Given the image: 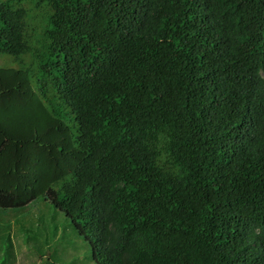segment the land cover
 <instances>
[{
    "label": "trees",
    "instance_id": "obj_1",
    "mask_svg": "<svg viewBox=\"0 0 264 264\" xmlns=\"http://www.w3.org/2000/svg\"><path fill=\"white\" fill-rule=\"evenodd\" d=\"M21 56L0 264L13 233L42 255V207L95 264H264V0H0V57Z\"/></svg>",
    "mask_w": 264,
    "mask_h": 264
},
{
    "label": "rangeland",
    "instance_id": "obj_2",
    "mask_svg": "<svg viewBox=\"0 0 264 264\" xmlns=\"http://www.w3.org/2000/svg\"><path fill=\"white\" fill-rule=\"evenodd\" d=\"M26 56L30 62V54ZM26 56L20 58L0 57V69L21 70L22 67L29 65ZM39 204L42 207V204ZM41 210L40 223L37 221L33 223V229L42 234L38 237L42 255L34 254L27 246V240H24L19 233H13L14 264H95L91 257V247L76 235L75 230L67 223L64 216L54 214L51 210L43 209V207ZM35 211L34 215L39 216ZM45 238L47 239L45 240ZM39 256L43 259H40Z\"/></svg>",
    "mask_w": 264,
    "mask_h": 264
}]
</instances>
